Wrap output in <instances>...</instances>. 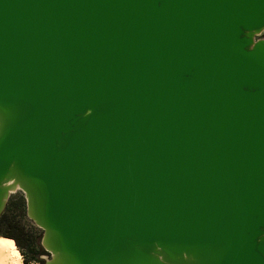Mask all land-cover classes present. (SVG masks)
<instances>
[{"label":"water","instance_id":"95a60500","mask_svg":"<svg viewBox=\"0 0 264 264\" xmlns=\"http://www.w3.org/2000/svg\"><path fill=\"white\" fill-rule=\"evenodd\" d=\"M263 29L264 0H0V214L17 184L43 264H264Z\"/></svg>","mask_w":264,"mask_h":264},{"label":"trees","instance_id":"16d2710c","mask_svg":"<svg viewBox=\"0 0 264 264\" xmlns=\"http://www.w3.org/2000/svg\"><path fill=\"white\" fill-rule=\"evenodd\" d=\"M22 202H24L22 200ZM20 208L19 201L8 203L0 214V238L14 243L20 252L26 251L30 256L21 264H43L39 257L43 252L39 238L28 229L17 218V211ZM23 254V253H22Z\"/></svg>","mask_w":264,"mask_h":264},{"label":"rangeland","instance_id":"374dc122","mask_svg":"<svg viewBox=\"0 0 264 264\" xmlns=\"http://www.w3.org/2000/svg\"><path fill=\"white\" fill-rule=\"evenodd\" d=\"M257 37L258 38H264V29L262 30V32L259 35H257ZM22 200L24 202H22ZM16 201H19V203H20V208L17 211V218H18V220H20V222L24 225V227L26 229H28L29 231H31L33 233V235H35L36 238H39L40 244H41V238H42V235H43V231L27 215L26 201H25L24 194L22 193V191L16 190V191L10 193L8 199L6 200L4 209H5V207L7 206L8 203H13V202H16ZM13 246H14V243H13ZM14 248L17 251L18 256L20 257V262L21 263H23L24 261H26L28 259V257L30 256V254H28V252H26V251L20 252L18 250V248L16 247V245L14 246ZM42 256L45 257L46 254H43ZM39 257H41V255ZM31 264H37V263L31 262Z\"/></svg>","mask_w":264,"mask_h":264},{"label":"bare ground","instance_id":"6f19581e","mask_svg":"<svg viewBox=\"0 0 264 264\" xmlns=\"http://www.w3.org/2000/svg\"><path fill=\"white\" fill-rule=\"evenodd\" d=\"M10 184V183H9ZM18 188V185L11 186L9 193L14 192ZM0 264H21L20 257L15 250L13 243L9 240L0 238Z\"/></svg>","mask_w":264,"mask_h":264},{"label":"flooded vegetation","instance_id":"af4514ba","mask_svg":"<svg viewBox=\"0 0 264 264\" xmlns=\"http://www.w3.org/2000/svg\"><path fill=\"white\" fill-rule=\"evenodd\" d=\"M43 254H46L47 255V253L45 252V250H43V252L41 253V259L44 261V256H42Z\"/></svg>","mask_w":264,"mask_h":264}]
</instances>
